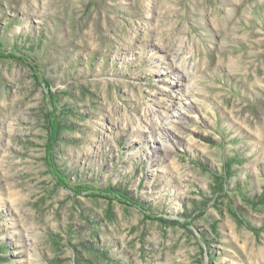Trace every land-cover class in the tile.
<instances>
[{
  "label": "rangeland",
  "instance_id": "1",
  "mask_svg": "<svg viewBox=\"0 0 264 264\" xmlns=\"http://www.w3.org/2000/svg\"><path fill=\"white\" fill-rule=\"evenodd\" d=\"M0 264H264V0H0Z\"/></svg>",
  "mask_w": 264,
  "mask_h": 264
},
{
  "label": "bare ground",
  "instance_id": "2",
  "mask_svg": "<svg viewBox=\"0 0 264 264\" xmlns=\"http://www.w3.org/2000/svg\"><path fill=\"white\" fill-rule=\"evenodd\" d=\"M195 70H196V71L193 72V73L196 74V73L198 72V70H199V67H198L197 65H195ZM188 87H189V86H188ZM188 87H187V91H188V89H189ZM162 127L164 128L165 131H168V127H167L166 125H164V124H159V128H158V129H160V128H162ZM166 133H167V132H166ZM167 135H168V134H167ZM164 147H165L164 149H165L166 153H168V151L170 150V146H169V142H168V141L164 142Z\"/></svg>",
  "mask_w": 264,
  "mask_h": 264
}]
</instances>
